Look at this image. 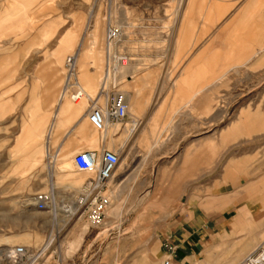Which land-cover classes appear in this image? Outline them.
<instances>
[{
    "label": "rangeland",
    "instance_id": "1",
    "mask_svg": "<svg viewBox=\"0 0 264 264\" xmlns=\"http://www.w3.org/2000/svg\"><path fill=\"white\" fill-rule=\"evenodd\" d=\"M184 1L0 0V264H10L4 254L15 246L27 249L25 264H141L152 255H155L154 264H159L166 244L164 240L173 237L178 222L183 218L192 219L191 172H178V156L183 158V153L194 148L193 144L204 132L196 136H180V151L175 154V162H169L172 154H165L144 167L139 160L140 153H137L140 146L132 143L129 159L122 160L116 167L119 187V182L114 184L113 180H109L100 191L110 205L104 207L101 222L95 224L84 207L80 209V214L76 210L73 214L68 212L79 187L93 175L63 167L59 176L53 175V185L48 174L55 164L71 161L77 152L85 149L99 151L100 137L105 133L96 131L87 121L79 131L83 144H79L70 156L61 159L57 156L60 150L66 144H75L74 134L69 135L63 146L60 142L53 144L46 137L31 149L43 144L48 149V156H43L35 167L24 174L16 171L19 157L13 156L23 143L31 144L30 139L23 140L25 133L21 132L22 126L33 128L34 125L47 124L51 113L57 109L58 106L54 105L47 110L46 105L52 94L62 92L63 85L55 83L58 79H65V58L73 52L84 53V46L87 45L84 39L93 21L92 14L98 13L101 18V43L106 26L113 25L117 29L119 34L112 46L115 57L124 56L126 63L137 59L144 67L151 66L152 62L166 65V50L171 42L165 40V34H173ZM226 1L228 7L223 18L232 17L233 12H241L249 0ZM152 53L157 57L151 61L148 56ZM95 57L97 62L98 54ZM54 62L57 64L54 65ZM90 62L84 59L81 72L75 73L79 86L77 78L84 72L88 73ZM104 69L105 66L99 77ZM260 69H256V76L264 73H259ZM119 71L118 78L122 80L120 89H123L125 74ZM234 79V84L222 87L219 93L222 99L216 95V101L212 102L211 112L214 113L205 131L214 137L213 147L216 146L220 127L229 125L235 118V109L246 101L245 94L250 89L260 90L264 86V83L255 85L247 81L236 83L237 76ZM99 85L100 82L87 90L91 97L97 93ZM71 86L68 95L76 88L73 83ZM91 132L98 137L95 144L89 142ZM232 134L230 131L227 135L230 137ZM105 136L103 147L115 152L119 148L118 136L114 140L110 131ZM213 152H216L215 148ZM69 171H72V176L67 177ZM79 177L75 183L74 180ZM174 183L185 191L176 194ZM116 189L119 190L117 195ZM38 192H49L54 198L55 208L38 209L33 198ZM251 250L236 254L227 247H220L213 253L208 250L204 259L191 262L211 264L214 260L215 264H242ZM39 252L41 255L31 261Z\"/></svg>",
    "mask_w": 264,
    "mask_h": 264
},
{
    "label": "crops",
    "instance_id": "2",
    "mask_svg": "<svg viewBox=\"0 0 264 264\" xmlns=\"http://www.w3.org/2000/svg\"><path fill=\"white\" fill-rule=\"evenodd\" d=\"M227 5L226 0L184 1L173 34H165L171 42L166 65L152 62L144 67L137 59L127 63L123 89L122 80L118 86L127 115L105 130L114 140L118 136L115 153L125 156L124 162L132 143L139 145L142 167L165 154H172L169 162H175L180 136L204 132L194 148L183 153V158L178 156V172H191L192 219L183 218L173 237L164 240L178 246L179 259L185 262L204 259L208 250L213 253L220 247L236 254L264 248V86L245 94L235 118L220 127L215 147L214 137L205 131L214 113L212 102L223 97L219 94L222 87L234 84L236 76V83H264V73L255 75L258 67L262 68L259 73L264 72V0H249L241 12L223 18ZM148 57L152 61L157 55ZM88 65V74H93L94 66ZM87 106L85 114L59 131L61 146L74 134L75 144H66L71 154L83 144L77 129L87 120ZM230 131L233 134L228 137ZM105 134L99 150L107 149L103 147ZM114 173L111 179L117 181L116 169ZM173 188L176 194L185 191L177 183ZM149 258L141 264H154L155 255Z\"/></svg>",
    "mask_w": 264,
    "mask_h": 264
},
{
    "label": "bare ground",
    "instance_id": "3",
    "mask_svg": "<svg viewBox=\"0 0 264 264\" xmlns=\"http://www.w3.org/2000/svg\"><path fill=\"white\" fill-rule=\"evenodd\" d=\"M181 1H183V0H181ZM91 18H93V21H92L90 27L88 28V31L86 33L87 36L84 39L85 41H87V45L84 46V50H85L84 53H82V55H79L80 52H73L70 56H67L65 58L66 59L65 66H66V70H67L65 79H63V81H61V79H58L55 83L58 86L63 85V88L61 90L62 92H60V93L56 92L55 94H52L49 103L46 105L47 110H49L54 105L58 106L57 109L51 113V115H50L51 118H50L49 122L47 124L45 122L42 125L41 124L34 125L33 128H31L30 125H25V126L23 125L22 126L21 132L25 133L23 140L30 139L31 144L26 145L25 143H23L18 148V150L13 154L14 157H16V158L19 157V162L17 163L15 169H16V171H18V173L20 172V174H24L25 172H27L31 168L35 167V165L41 161L43 156H48V149L43 144H40L38 147H36L34 149H31L35 143L42 141L46 137H48V139H50V142H52L53 144L58 142L59 133H60L59 131L67 123H70V122L74 121L75 119L82 116V113H83L84 108H85V104L88 102V106H89L91 98H93L97 94L96 93L93 97H91L88 94L87 90L92 89L96 84H98L99 80H101L103 75H101L100 77H99V75H100L101 71L103 70V67L105 66V69H104V73H105L107 70V67H108L107 65H109V66L111 65V62H112L111 61L112 60L111 54H112L113 40L109 41L107 39V34H106L107 28L109 25L106 26V29L104 32V34H105L104 41H102V43H101L102 36L100 34V29H101L100 15L98 13H96V14L94 13L91 15ZM64 50L65 49H61V51H64ZM100 53H101V55H100ZM97 54H98L99 58H97L98 60L96 62V60H94V58L96 59L95 56ZM86 58L89 59L91 61L90 62L91 65L94 66V73L88 74V73L84 72L83 74H81V76L77 78L78 82L80 83V86H79V84L76 82L75 73L81 72V69L83 68L84 59H86ZM57 62H54V65H56ZM126 65H127L126 62L125 63L120 62L119 64H117L118 69L120 71L122 70L121 71L122 75L128 72V67ZM110 68H111V66H110ZM120 71H119V73H120ZM118 76H120V75L118 74ZM72 83L74 84V86H76V88H75V90H73V92L71 94L68 95V90L70 87H72L71 86ZM77 93H80V96H78V98L75 99L74 96ZM66 97L68 98V100H64V98H66ZM62 98H63V101H62ZM73 103H78V105L75 106V105H73ZM88 106H87V109H88ZM87 109H86V115H87ZM83 114H85V113H83ZM87 121L89 122L88 115H87V120L86 119L82 120V122L78 125V129H77L78 132L80 130H82L84 125L87 124ZM115 124H116V122H115ZM115 124H107L105 130L107 129L108 126H114ZM134 128H135V124L131 125V130H133ZM105 130L104 131L99 130V131L102 133H105L106 132ZM34 131H35V133H34ZM96 131H98V130H96ZM88 138H89V142H91L92 144H95L98 141V137H96V135L93 132H91L89 134ZM100 139H101V137H100ZM28 146H29V148H28ZM155 146H156V144H155ZM66 150H67V148L64 147L62 150H60V152L58 153L57 156H60V159L66 158L67 156H70L71 152L68 150L66 151ZM92 151H94V150H92ZM116 154L118 156V161H117L118 164L117 165H119V164H121L120 162H122V160L125 159V156H121L120 153H116ZM63 167H65V168L72 167V169H74L75 172H78V173L80 172L76 169L75 164H73V156H72L71 161H67L63 164L62 163L55 164L54 168L53 169L51 168V171L48 174L49 181H51V183H53V185L55 184L54 181L52 180L53 175L56 174L59 176V173L61 172ZM91 174L93 175V173H91ZM113 175H116V173H113ZM68 176L69 177L72 176V171H69L67 177ZM80 177L74 180L75 183L79 181L78 179H80ZM90 178H88V179H90ZM88 179L79 187L78 193L75 195L73 201L70 203L69 211H68L69 213L73 214V212L76 210V212L80 214L81 208L77 205V201L79 199L78 196H79V194H82V186L89 181ZM111 180H113L114 184L115 183L117 184L119 182L118 186H117V188H118L120 185V180L118 179L116 181V180H114V177ZM117 192H119V190L117 191V189H116V191H115L116 195H117ZM46 193H48L51 197V194L49 192H46ZM109 199H110V197H109ZM109 205H110V202L107 206L109 207ZM52 206L55 208V202H54L53 197H52ZM52 206H50L49 208H51ZM92 223L94 224V222H92ZM257 248H261V246H258L255 249H257Z\"/></svg>",
    "mask_w": 264,
    "mask_h": 264
},
{
    "label": "built area",
    "instance_id": "4",
    "mask_svg": "<svg viewBox=\"0 0 264 264\" xmlns=\"http://www.w3.org/2000/svg\"><path fill=\"white\" fill-rule=\"evenodd\" d=\"M107 39L109 41L118 37V31L115 26L109 25L107 28ZM111 68L107 65V70L103 74L97 94L91 98L87 109V115L90 124L96 130L104 131L107 124H115L126 117L127 104L119 91L120 84L118 79L117 64L125 63V57H115L111 54ZM80 96L77 93L75 99ZM118 156L115 152L108 149L99 151L83 150L77 152L73 156V164L80 172L93 173V178H90L87 183L82 186V194L78 197L77 205L90 213L92 222L100 223L103 216V209L108 204V199L100 195L101 189L106 185L113 175L117 166ZM35 206L38 209H46L52 206V197L48 193L38 192L34 195ZM5 258L10 264H25L28 260L27 249L23 246H15L5 252ZM41 252L32 258L35 261ZM178 246L175 243L168 241L164 244L161 261L159 264H199L197 262H185L177 258ZM243 264H264V249H253L245 256ZM201 264V263H200Z\"/></svg>",
    "mask_w": 264,
    "mask_h": 264
}]
</instances>
